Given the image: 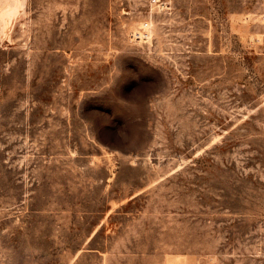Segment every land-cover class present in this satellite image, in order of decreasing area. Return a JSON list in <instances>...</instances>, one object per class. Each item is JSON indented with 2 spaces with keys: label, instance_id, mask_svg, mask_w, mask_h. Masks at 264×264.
<instances>
[{
  "label": "rangeland",
  "instance_id": "1",
  "mask_svg": "<svg viewBox=\"0 0 264 264\" xmlns=\"http://www.w3.org/2000/svg\"><path fill=\"white\" fill-rule=\"evenodd\" d=\"M166 1L0 18V264H264V0Z\"/></svg>",
  "mask_w": 264,
  "mask_h": 264
},
{
  "label": "built area",
  "instance_id": "2",
  "mask_svg": "<svg viewBox=\"0 0 264 264\" xmlns=\"http://www.w3.org/2000/svg\"><path fill=\"white\" fill-rule=\"evenodd\" d=\"M150 6H156L158 8L163 7L166 4V0H147ZM151 38V35L149 36L148 31V24L147 21L144 22L143 25H140L137 29L133 30L130 34V39L142 41L144 43H147L149 39ZM256 42H259L257 39Z\"/></svg>",
  "mask_w": 264,
  "mask_h": 264
},
{
  "label": "bare ground",
  "instance_id": "3",
  "mask_svg": "<svg viewBox=\"0 0 264 264\" xmlns=\"http://www.w3.org/2000/svg\"><path fill=\"white\" fill-rule=\"evenodd\" d=\"M20 0H0V18L3 19L6 15H11L18 10Z\"/></svg>",
  "mask_w": 264,
  "mask_h": 264
}]
</instances>
